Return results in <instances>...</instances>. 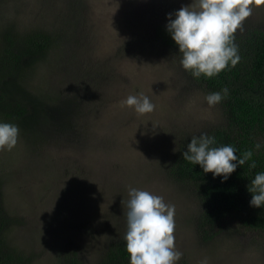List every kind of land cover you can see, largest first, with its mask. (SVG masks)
Wrapping results in <instances>:
<instances>
[{"label": "rangeland", "instance_id": "1", "mask_svg": "<svg viewBox=\"0 0 264 264\" xmlns=\"http://www.w3.org/2000/svg\"><path fill=\"white\" fill-rule=\"evenodd\" d=\"M191 2L0 0V32L63 31L25 84L43 108L68 113L71 129L59 128L56 117L38 135L17 125L16 146L0 151V202L13 220L6 244L31 264H58L68 246L95 263L126 233L130 188L175 205V245L183 253L176 264H264L263 233L232 229L201 242L193 226L198 201L166 171L180 147L224 123L219 103L207 104L166 36L168 14ZM247 29L264 31V5L243 22ZM140 93L156 106L152 113L120 107Z\"/></svg>", "mask_w": 264, "mask_h": 264}, {"label": "trees", "instance_id": "2", "mask_svg": "<svg viewBox=\"0 0 264 264\" xmlns=\"http://www.w3.org/2000/svg\"><path fill=\"white\" fill-rule=\"evenodd\" d=\"M16 30L9 28L0 32V123L15 124L38 135L43 128L52 125V122L47 123L49 117H56L58 122L55 124L59 128L63 131L71 129L68 128L72 124L68 113L58 112L56 115L55 107L49 104L43 108L25 84L27 70L46 56L51 43L60 45L63 31L59 36H52L46 31L21 33ZM234 35L240 56L235 67L229 65L212 78L204 75L196 78L191 72H185L207 94L220 92L223 96L222 90L228 89V95L219 103L224 123L204 134L215 138L214 147L232 146L241 157L251 150L252 158L243 166L238 165L223 181L222 176L214 178L212 173H204L199 165L183 159L191 138L171 157L166 169L171 180L194 193L198 213L193 218V226L197 238L203 243H209L222 231L232 229L264 234V206L251 207L252 194L248 191L255 175L264 172V31L247 29ZM166 36L167 39L171 37L169 33ZM171 45L176 44L173 41ZM179 57L181 60L182 54L179 53ZM257 143L261 145L259 150L255 148ZM253 161L256 163L254 169L249 166ZM12 224L13 220L0 202V264H31L32 258L24 251L6 244L5 235ZM123 237L108 242L93 264H130ZM58 264L89 263L81 259L77 247L68 246L61 250Z\"/></svg>", "mask_w": 264, "mask_h": 264}, {"label": "clouds", "instance_id": "3", "mask_svg": "<svg viewBox=\"0 0 264 264\" xmlns=\"http://www.w3.org/2000/svg\"><path fill=\"white\" fill-rule=\"evenodd\" d=\"M264 5V0H192L175 13L168 14L167 31L182 54L180 64L193 77L212 78L229 65L235 67L240 60L235 44V33L243 30V22L252 15L253 8ZM174 15V19H173ZM205 96L209 106H215L228 95L224 88ZM143 116L152 113L155 105L143 93L129 95L120 102ZM20 129L11 123H0V151H11L17 144ZM215 138L202 134L193 137L183 152V159L199 165L204 173L222 176L226 181L236 170L252 158L251 150L237 156L232 146L214 147ZM257 143L255 148L259 150ZM251 168H256L253 161ZM222 181V182H223ZM252 194L250 206H264V172L257 173L248 185ZM125 203L126 251L130 264H176L183 255L175 245V205L166 203L160 195L147 190L130 188ZM122 203H124L122 201ZM199 264H208L207 259Z\"/></svg>", "mask_w": 264, "mask_h": 264}]
</instances>
